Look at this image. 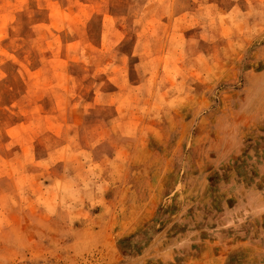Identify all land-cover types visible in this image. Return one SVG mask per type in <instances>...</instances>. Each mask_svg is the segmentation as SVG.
I'll return each instance as SVG.
<instances>
[{"label": "rangeland", "instance_id": "obj_1", "mask_svg": "<svg viewBox=\"0 0 264 264\" xmlns=\"http://www.w3.org/2000/svg\"><path fill=\"white\" fill-rule=\"evenodd\" d=\"M0 264H264V0H0Z\"/></svg>", "mask_w": 264, "mask_h": 264}]
</instances>
